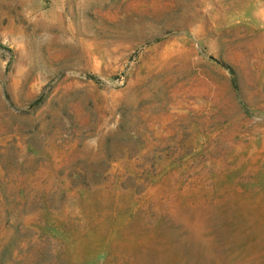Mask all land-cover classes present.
<instances>
[{
    "label": "rangeland",
    "instance_id": "obj_1",
    "mask_svg": "<svg viewBox=\"0 0 264 264\" xmlns=\"http://www.w3.org/2000/svg\"><path fill=\"white\" fill-rule=\"evenodd\" d=\"M0 264H264V0H0Z\"/></svg>",
    "mask_w": 264,
    "mask_h": 264
},
{
    "label": "trees",
    "instance_id": "obj_2",
    "mask_svg": "<svg viewBox=\"0 0 264 264\" xmlns=\"http://www.w3.org/2000/svg\"><path fill=\"white\" fill-rule=\"evenodd\" d=\"M90 79H92L93 81H96V78L95 77H92V76H89ZM232 83H233V87L236 88L237 87V84H236V80L235 78L232 79Z\"/></svg>",
    "mask_w": 264,
    "mask_h": 264
}]
</instances>
